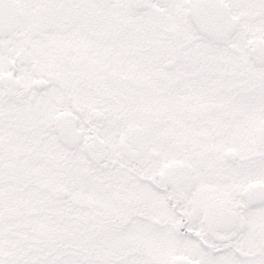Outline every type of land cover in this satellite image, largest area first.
Masks as SVG:
<instances>
[{"label": "snow or ice", "instance_id": "1", "mask_svg": "<svg viewBox=\"0 0 264 264\" xmlns=\"http://www.w3.org/2000/svg\"><path fill=\"white\" fill-rule=\"evenodd\" d=\"M0 264H264V0H0Z\"/></svg>", "mask_w": 264, "mask_h": 264}]
</instances>
